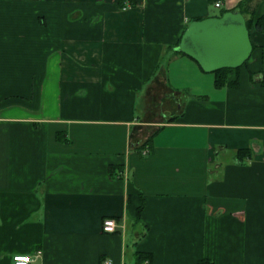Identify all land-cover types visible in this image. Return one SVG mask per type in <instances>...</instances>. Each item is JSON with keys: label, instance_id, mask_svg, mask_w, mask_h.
Here are the masks:
<instances>
[{"label": "crops", "instance_id": "0c3cea01", "mask_svg": "<svg viewBox=\"0 0 264 264\" xmlns=\"http://www.w3.org/2000/svg\"><path fill=\"white\" fill-rule=\"evenodd\" d=\"M124 1L0 0V264H264V31L217 87L178 43L241 0Z\"/></svg>", "mask_w": 264, "mask_h": 264}, {"label": "water", "instance_id": "95a60500", "mask_svg": "<svg viewBox=\"0 0 264 264\" xmlns=\"http://www.w3.org/2000/svg\"><path fill=\"white\" fill-rule=\"evenodd\" d=\"M178 50L192 57L205 72L237 68L253 50L244 15L226 10L221 15L192 20L184 29Z\"/></svg>", "mask_w": 264, "mask_h": 264}, {"label": "trees", "instance_id": "16d2710c", "mask_svg": "<svg viewBox=\"0 0 264 264\" xmlns=\"http://www.w3.org/2000/svg\"><path fill=\"white\" fill-rule=\"evenodd\" d=\"M249 1L250 0H241V1H239L238 2V6H236V7H238V9H235L236 8L235 7L232 10L239 11V12H241L244 15L245 21H246V26H247V28L249 30V35H250L251 28L252 29H256L257 31H264V15L256 17L255 9L254 8H251V9L249 8ZM124 2H125L124 0H118V3H119L120 6H122ZM130 2L132 4L135 3L134 0H130ZM224 11H226V10H221L220 13L217 16L221 15ZM245 13H248V17L245 16ZM250 39H251V37H250ZM251 42H252V40H251ZM252 46H253V50L251 52V55L243 64H245L251 58L252 53H253L254 48H255L253 42H252ZM178 52H181V51L178 50ZM234 69L235 68H221V69H217V70L213 71V74H214V85L217 86V87H220V86H223V85L227 84L228 83L227 74H228L229 71L234 70ZM146 143H147V140L142 145H140L139 148L144 147L146 145ZM141 206L142 205H140L138 207V210H137L138 214H139V212L141 210ZM146 256H147L146 254H138V259H141V258L143 259ZM197 264H213V262L211 260H209L208 258H202V259L198 260Z\"/></svg>", "mask_w": 264, "mask_h": 264}, {"label": "built area", "instance_id": "2783aa9c", "mask_svg": "<svg viewBox=\"0 0 264 264\" xmlns=\"http://www.w3.org/2000/svg\"><path fill=\"white\" fill-rule=\"evenodd\" d=\"M215 7H220V1L214 2ZM142 153H147V150H143ZM103 229L107 232H113L116 229V221L113 218H107L103 221ZM32 260L29 254H13L12 261L14 264H28ZM102 264H114L110 258H105Z\"/></svg>", "mask_w": 264, "mask_h": 264}, {"label": "rangeland", "instance_id": "374dc122", "mask_svg": "<svg viewBox=\"0 0 264 264\" xmlns=\"http://www.w3.org/2000/svg\"><path fill=\"white\" fill-rule=\"evenodd\" d=\"M212 13H213V14H218V13H219V10L215 8V9L212 11ZM210 73H213V72H210ZM195 82H196V81H195ZM195 82H193V81H192V82L189 81L188 85L192 86V85H194L193 83H195ZM189 89H190V88H189ZM196 89H197L196 87L190 89V90L193 91L192 94H189V95H188V94H185V95H183V96H182V102H184L185 104H188V103L196 104V103H197V100H198V98L195 96V93H194V91H195ZM176 106H178V104H176Z\"/></svg>", "mask_w": 264, "mask_h": 264}]
</instances>
